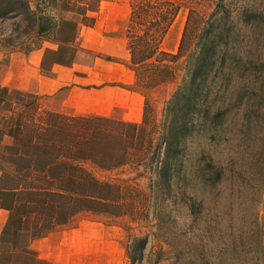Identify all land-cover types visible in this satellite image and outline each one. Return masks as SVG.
I'll return each instance as SVG.
<instances>
[{"label": "rangeland", "instance_id": "obj_1", "mask_svg": "<svg viewBox=\"0 0 264 264\" xmlns=\"http://www.w3.org/2000/svg\"><path fill=\"white\" fill-rule=\"evenodd\" d=\"M57 1L50 3L44 12L58 19L79 22L77 36L83 26L86 32L88 26H94L96 18L104 21L108 15L120 24L110 34L116 37L124 33L128 46L143 31L139 18L134 23L130 18L132 12H139L141 17L147 11L153 19L156 12L170 13L171 9L174 14L168 15L170 25L156 42L161 50L176 56L155 55L151 62L135 65L129 60L134 71L131 88L144 97L139 132L131 133L129 128L116 125L104 126L108 141L117 133L123 140L112 147V154L127 152V155L104 160L101 149L85 151L91 158L74 160V165L87 171L90 182L81 179L80 174L79 190L71 180L53 184L34 173L28 174V178H15L18 163L6 161L8 147L19 143L15 130L13 135L7 134L11 124L20 123L21 133L17 132L26 138L32 132H41V127L47 129L49 125L66 123L59 118L66 115L47 109L48 99L6 87L8 92L0 95L4 101L0 106L3 131L0 132V165L5 170H0V190L33 188L36 191L17 192V198L0 193V204L11 205L13 199L16 201L14 211L8 212L0 264L21 263L25 257L33 259L32 252L26 250L30 238L52 232L60 240L59 237H64L62 231L67 240L57 244L60 252L80 255L77 241L82 236L85 250L81 258L87 264H264V249H259L257 243L262 238L259 243L263 245L258 223L262 226L260 216L264 210V164L261 162L264 155V0ZM100 6L103 9L99 13ZM83 7H98V13L86 11L85 17ZM20 23L23 24L21 18L0 17V68L10 51L34 48L44 40L64 39L61 35L43 38L34 34L19 35L14 29ZM220 27H229L227 68L230 72L221 77L210 73L201 86V94L193 100L184 95L176 99L175 94L184 92L190 78L201 34L208 39H216L217 34L219 38ZM231 40L235 44L233 48ZM75 47H78L76 39L72 50L64 47L50 57L67 63L70 59L91 60L90 52ZM114 59L122 60V56ZM18 92L27 96L22 97ZM257 106L260 109L251 118L259 119V126L263 128L260 132L253 125L250 133L243 114ZM184 107L188 109L186 115L182 114ZM226 107L229 113L218 117L215 129L209 131L208 120L203 118L205 111L214 115ZM183 120L187 122L185 129L180 126ZM9 122L12 123L6 125ZM181 129V133L187 132L177 136ZM102 138L105 145L107 141ZM165 139L170 143V153L164 151L168 147ZM218 170H222L220 176ZM4 175L11 176L7 183ZM58 187L72 188L78 193L86 190L96 201L97 198L101 201L88 203L51 194ZM40 189L43 191L39 192ZM72 241L77 242L75 246ZM232 248L239 253L234 254ZM37 264L52 263L37 261Z\"/></svg>", "mask_w": 264, "mask_h": 264}, {"label": "trees", "instance_id": "obj_2", "mask_svg": "<svg viewBox=\"0 0 264 264\" xmlns=\"http://www.w3.org/2000/svg\"><path fill=\"white\" fill-rule=\"evenodd\" d=\"M43 1L46 0H36L34 3H31L30 0H0V17L2 18L6 16L8 18H13V19L21 18L23 24L21 25L20 23L14 29L15 31H18L19 35L26 36V35L34 34L41 38L46 37L48 35L64 36L63 40L62 39L56 40V43L59 44V50L57 51L56 55L64 47L71 48L70 50H72V43L77 37V26L79 22L72 19L70 20L65 18L58 19L49 12L45 13L44 11L50 3L56 4L58 1L49 0L50 2L46 4H44ZM95 1L97 2L98 0ZM97 9L98 7H94L93 9H88L87 7L85 9L83 7V10L81 9L80 10L83 11L82 15H85V17H87L86 11H96ZM145 13L146 15L145 16L142 15L141 17L139 12L136 13L134 11L130 14L131 15L130 18H133L132 20L133 23L137 18H139V20L141 21L140 26L143 28L141 35L139 34L135 35V40L132 43H130V45L128 46L130 52V60L133 65L144 62H151V60L154 58L153 56L155 55L164 56V57L176 56L161 50L158 41L156 42L158 36L164 34V32H166L165 30L170 25L169 23L171 21V18H169L168 15L173 16L172 13L174 14V12L171 9H170V13L169 11L168 13H164L163 11H158L156 12L155 18L153 19H150L149 16L151 15L150 13H148L147 11ZM219 32H220V37L217 38L218 35L216 34V39L212 37L208 39L205 38V35L201 34L200 45L197 46V50H196L197 55H195L196 56L195 63L194 66L190 67L191 69V71L189 72L190 78H188L186 87L184 88V92L180 93L179 90H178L179 92L177 91L178 94L177 93L175 94L176 99L178 97V100H180L181 95H184L186 99L188 97L190 98V100H193L199 94L201 86H203L202 84L205 82V80L210 75V73L212 72L218 73L219 76L221 77L223 74L230 72V70L227 68V63H228L227 58L229 55L228 44L231 39V36L229 34V27H224V28L220 27ZM224 33H226L227 36L224 35ZM206 36L209 37L208 35ZM234 46L235 44L231 40V47L233 48ZM136 48L137 49L140 48V49L137 51ZM24 49L30 50L32 49V47L24 48ZM180 49L181 50L183 49L182 46L180 47ZM139 53H142L143 55L141 57L140 56L138 57L137 54ZM73 61L74 59H70V62ZM55 62L60 64L67 63L58 58L55 59ZM201 80L203 81L202 83ZM208 88L209 87L207 86V89ZM5 92H8V89L6 87L0 86V95L5 94ZM18 94H21L22 97L27 96V94H24L22 92H18ZM30 95L33 97L32 94ZM171 102L172 100L170 101V103ZM3 103L4 101L0 97V106ZM259 109L260 107L257 106V108L250 107L249 111H244L243 117L245 118L247 124L246 126L250 133L252 131L253 125L256 126V128L259 129L260 132H261L260 129L263 128L262 126H259V124L261 123L259 119L254 120L251 118V116L256 114L257 110ZM187 112H188L187 107H184L182 114L185 113L186 115ZM205 112L206 114H203V118L204 120L205 119L208 120L206 122L208 123L209 131L212 132L215 129L218 117L222 118L223 115L229 113V109L226 107L223 110L217 111L214 115H210L209 111H205ZM66 116H59L61 120H66V123H62V124L58 123L57 125H53V126L49 125L47 129L41 127L40 128L41 132L40 131H37L35 133L32 132L26 138L20 137L19 135V133H21L20 123H16V122L6 123V125L8 126L10 123H12L11 124L12 127L10 126L9 128L10 131L7 134L13 135L14 134L13 130H15L16 131L15 136L18 138V142H19V143L15 142V145L8 147L9 157L8 159L6 158L7 159L6 161L10 163H12L13 161L15 163H18V166L15 169V175H14L15 178L17 179L28 178L29 177L28 174L30 175L34 173L39 176H42L43 178H47L53 184L54 183L62 184L64 182H69L71 180L72 183H76L77 187L75 189L79 190L80 187L77 185L78 184L77 179H79L80 174L82 176L81 179L90 182L87 171H85L83 167H76V165H74L75 164L74 160L77 159L89 160L91 158L92 155L84 153L85 151H87L88 149H92L93 150L92 152H95L96 150L101 149L100 151L102 152L101 158H104V160H106V158L116 159L119 156L127 155V152L115 156L114 154H112L114 153L112 147H114V145L116 146L118 140L120 141L122 140L121 134L119 133L120 134L119 135L117 133V135L113 136L112 140L108 141L106 139L108 135H106V132L103 129V127L104 126L110 127L111 125L121 126L124 128H129L131 130V133H134L136 131L138 133L140 129V124L138 123L118 122V121L115 122L107 117H98V116L97 117L95 116L66 117ZM95 124H99V125L97 127H93V125ZM180 126L181 128L183 127L182 129L187 128V122L183 120ZM53 129L55 131L51 132ZM182 129L177 134V136L181 133ZM17 131H19V133ZM257 131L258 130H256V133H259ZM0 132H3L2 128H0ZM170 132L171 131L168 132L169 136H170ZM185 132H187V130L183 131L181 134ZM241 132L244 133L243 131ZM131 133L129 132L128 135ZM124 136L125 135L123 134V137ZM102 137H104L105 140L107 141L105 145H103ZM165 140L167 142L168 147H166L164 151H166V153H170V147H169L170 143L168 144L167 139ZM163 141L164 138H162L159 141V146H158L159 149ZM122 142L123 140L121 141V143ZM148 143L150 145L151 140H149ZM80 152L83 153L79 155L78 153ZM162 162L164 164V161ZM261 162L263 165L264 155L261 156ZM0 170H4V168L1 165H0ZM220 174H222V170H218V176H220ZM4 177H6L7 180L6 183H7L10 180L11 176L9 177L4 175ZM91 180L97 182L95 179L94 180L91 179ZM58 188L59 190L53 191L51 192V194L55 193L61 197H66L67 199L75 198L78 201L88 202V203H92V202L96 203L101 201V198L100 199L97 198L96 201V199H94L95 197L90 195L89 192H87L86 190H84L83 193H78L77 191H74V189L72 188H64V187H58ZM22 191L30 193L31 191L32 192L36 191V189L32 188L28 190L26 189V190L17 191L16 189L2 188L0 190V193L5 197H7L8 195L11 196L14 195L16 197L17 192H22ZM38 191L42 192L43 189H40ZM36 194L39 195L38 193ZM14 205L16 206V201L13 199V204L11 205L0 204V208L13 212ZM258 225H259V234L262 237V226L260 222L258 223ZM261 240L262 238L260 239V241H257V243L259 244V249H264V244L261 245V243H259L261 242ZM138 241L141 242V244L143 242L141 239H139ZM248 250L252 251L251 247L250 248L248 247ZM232 251L234 252V254L239 253V251H236V248H232Z\"/></svg>", "mask_w": 264, "mask_h": 264}, {"label": "crops", "instance_id": "obj_3", "mask_svg": "<svg viewBox=\"0 0 264 264\" xmlns=\"http://www.w3.org/2000/svg\"><path fill=\"white\" fill-rule=\"evenodd\" d=\"M102 9L100 6L99 13ZM110 14L113 15L112 12ZM105 18L104 21L96 18L94 26H88L86 32L83 26L76 38L78 47L75 48L90 52V61L57 63L50 56L56 55L59 44L44 40L30 50L17 49L8 53L0 68L1 86L48 99L47 109L63 115L98 116L140 123L144 97L131 88L134 71L129 65L128 38L124 33L112 36L110 31H117L120 24L115 22L114 17L111 19L107 15ZM114 56H122V60H116ZM8 212L0 208V246L9 220ZM260 219L264 244V210ZM62 235L64 237H59L60 240H56L57 236L52 232L30 238L26 250L32 253H24L30 254L33 259L25 257L27 260L22 258L21 263L10 264H37V261L52 264H81L82 261V264H87L81 258L85 250L82 236L77 241L80 255H76L60 252L57 244L67 240L65 231ZM77 242L72 241V244L75 246Z\"/></svg>", "mask_w": 264, "mask_h": 264}]
</instances>
